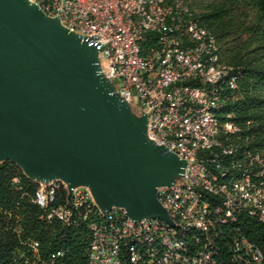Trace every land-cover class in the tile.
I'll return each instance as SVG.
<instances>
[{"label":"built area","instance_id":"obj_1","mask_svg":"<svg viewBox=\"0 0 264 264\" xmlns=\"http://www.w3.org/2000/svg\"><path fill=\"white\" fill-rule=\"evenodd\" d=\"M31 1L107 47L104 67L119 91L152 111L150 138L191 162L186 185L159 193L174 224L137 223L121 209L104 215L85 188L68 200L61 182L32 194L14 178L22 198L41 210L39 221L86 233L84 264H264V158L221 139L239 132L223 119L243 97L242 72L186 0ZM8 264L74 263L66 250L28 238Z\"/></svg>","mask_w":264,"mask_h":264},{"label":"water","instance_id":"obj_2","mask_svg":"<svg viewBox=\"0 0 264 264\" xmlns=\"http://www.w3.org/2000/svg\"><path fill=\"white\" fill-rule=\"evenodd\" d=\"M107 47L31 0H0V165L32 183L87 189L106 215L174 224L161 190L186 185L191 162L150 138L152 111L119 91Z\"/></svg>","mask_w":264,"mask_h":264},{"label":"trees","instance_id":"obj_3","mask_svg":"<svg viewBox=\"0 0 264 264\" xmlns=\"http://www.w3.org/2000/svg\"><path fill=\"white\" fill-rule=\"evenodd\" d=\"M249 9L259 17V24H250L248 17L242 21L239 9ZM203 25L217 36L224 58L222 41L235 35H247L231 51L228 63L239 67L242 72L240 91L243 95L238 102H230L224 114L233 117L223 119L239 128L238 133L222 134L226 144L240 149L258 152L264 158V0H215L208 5L204 13H196ZM22 177V186L27 192L34 193L38 185L29 181L13 163L0 165V264H8L20 248L21 239H41L50 249H64L68 260L74 264H84L89 240L86 235L57 226L49 229L39 221L41 210L31 204L28 198H22V190L13 182ZM11 213L8 215L7 213ZM16 228L22 234L16 233ZM65 235L64 238H62Z\"/></svg>","mask_w":264,"mask_h":264},{"label":"rangeland","instance_id":"obj_4","mask_svg":"<svg viewBox=\"0 0 264 264\" xmlns=\"http://www.w3.org/2000/svg\"><path fill=\"white\" fill-rule=\"evenodd\" d=\"M214 1L215 0H186V6L189 10L193 11L194 13H204L206 7L212 4ZM238 15L241 16L242 21L245 20L244 16L246 15L250 24H259L260 22L257 14L249 9H239ZM262 27L264 29V22L262 23ZM239 37H241L242 42L246 41L248 38V36L244 34H242L241 36L235 35L233 38L221 42L227 60L229 59L231 51L235 50L236 47L239 45Z\"/></svg>","mask_w":264,"mask_h":264}]
</instances>
